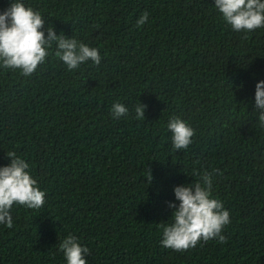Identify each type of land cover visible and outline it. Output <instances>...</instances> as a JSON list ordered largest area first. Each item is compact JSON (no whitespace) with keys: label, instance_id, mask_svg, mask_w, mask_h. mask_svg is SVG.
Returning <instances> with one entry per match:
<instances>
[{"label":"trees","instance_id":"obj_1","mask_svg":"<svg viewBox=\"0 0 264 264\" xmlns=\"http://www.w3.org/2000/svg\"><path fill=\"white\" fill-rule=\"evenodd\" d=\"M13 2L0 0V13ZM23 3L45 35L50 24L101 62L69 70L55 44L30 76L0 61V167L15 152L45 192L41 208L14 203L13 227L0 224V264H67L59 243L69 234L89 249L87 264H264V27L234 31L214 0ZM117 101L129 111L114 118ZM173 117L194 129L187 149H173ZM205 171L230 212L227 243L162 247L174 186Z\"/></svg>","mask_w":264,"mask_h":264},{"label":"clouds","instance_id":"obj_2","mask_svg":"<svg viewBox=\"0 0 264 264\" xmlns=\"http://www.w3.org/2000/svg\"><path fill=\"white\" fill-rule=\"evenodd\" d=\"M216 9L222 14L234 31L251 32L264 27V0H214ZM149 19L144 12L137 19V26H143ZM45 20L38 11L26 7L23 0H14L3 13H0V61L5 68L20 69L25 76L32 75L38 65L48 56V49L56 45L55 55L69 70L77 69L81 64L91 61L95 65L101 62L99 50L78 42L66 35H57L55 29H44ZM147 105L140 103L134 111L136 119L145 118ZM255 108L259 126L264 128V80L256 84ZM128 108L115 102L111 114L119 118L128 114ZM172 133L174 150L187 149L192 142L194 129L179 117L170 118L167 124ZM10 163L0 167V224L13 227L10 213L14 203L30 209H39L44 205L45 192L33 178L29 164L15 152H7ZM219 171V170H214ZM199 179L186 185L174 186L175 199L169 202L173 209L169 223H161V246L184 252L204 242L216 239L218 243H227L222 230L230 223V212L213 193V174L207 171L194 173ZM153 177L150 171L148 178ZM67 264H87L85 253L90 251L82 246L78 238L69 234L59 243Z\"/></svg>","mask_w":264,"mask_h":264}]
</instances>
